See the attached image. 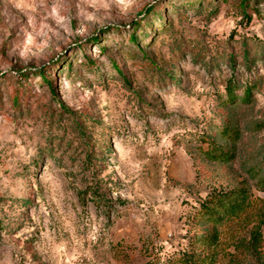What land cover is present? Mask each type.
Segmentation results:
<instances>
[{
	"label": "rangeland",
	"instance_id": "374dc122",
	"mask_svg": "<svg viewBox=\"0 0 264 264\" xmlns=\"http://www.w3.org/2000/svg\"><path fill=\"white\" fill-rule=\"evenodd\" d=\"M239 1L0 0V264L264 263V0ZM223 124L235 157L211 161ZM241 186L248 212L196 242L200 200Z\"/></svg>",
	"mask_w": 264,
	"mask_h": 264
},
{
	"label": "trees",
	"instance_id": "16d2710c",
	"mask_svg": "<svg viewBox=\"0 0 264 264\" xmlns=\"http://www.w3.org/2000/svg\"><path fill=\"white\" fill-rule=\"evenodd\" d=\"M239 3L242 5L243 10L246 11L248 6V0H240ZM247 15L248 22L251 19V15ZM129 40L131 42L136 41L135 34H131ZM245 62L247 63L249 58L247 53H245ZM91 63V62H90ZM249 63V62H248ZM115 65V64H114ZM115 70L119 76H123V71H121L116 65ZM39 72V77L42 79V82L46 83V86L49 88L52 94L55 93L53 85V79L46 74L47 70L41 69ZM28 76V74H23ZM229 89L227 92V101L232 105L239 104H248L252 100L253 90L255 88L254 83H248L241 96L235 93V90L240 86L237 85L236 81L233 79L230 80ZM24 92L21 88H15L13 91V102L18 104L21 102ZM216 136L218 139L215 140L213 137H210L205 134L200 135L201 145L199 149L203 152L204 156L211 161H224L230 162L235 157V152L233 145L239 140V131L234 129L231 125L223 124L218 125L216 130ZM257 188L264 190V173L259 178L256 183ZM97 190H94L92 193V198L94 200L99 199L101 202L102 197L96 195ZM106 205L110 202L105 201ZM251 208V193L249 188L246 186L235 187L231 189H212L209 191L206 196L200 200L198 203V209L196 211V219L199 223H209L211 226L210 235L204 239L200 237L199 240L201 243H205L208 247H215L219 243L220 227H226L235 221H238L242 218L243 214ZM4 225L0 220V230H3ZM261 227H257L253 234V246H258L261 240ZM196 250H186L181 253L179 260L177 262H172L169 264H212V259L207 255L197 254ZM199 258H203L200 262ZM144 264H155L152 260L146 261ZM264 264V263H262Z\"/></svg>",
	"mask_w": 264,
	"mask_h": 264
}]
</instances>
